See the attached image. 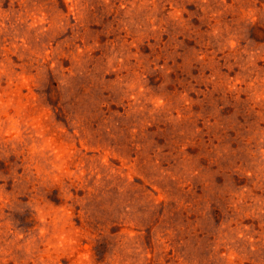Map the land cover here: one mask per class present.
Instances as JSON below:
<instances>
[{
    "label": "rangeland",
    "instance_id": "374dc122",
    "mask_svg": "<svg viewBox=\"0 0 264 264\" xmlns=\"http://www.w3.org/2000/svg\"><path fill=\"white\" fill-rule=\"evenodd\" d=\"M0 264H264V0H0Z\"/></svg>",
    "mask_w": 264,
    "mask_h": 264
}]
</instances>
